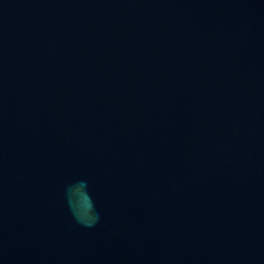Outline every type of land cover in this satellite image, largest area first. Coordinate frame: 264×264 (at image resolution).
I'll return each mask as SVG.
<instances>
[{"label": "water", "instance_id": "obj_1", "mask_svg": "<svg viewBox=\"0 0 264 264\" xmlns=\"http://www.w3.org/2000/svg\"><path fill=\"white\" fill-rule=\"evenodd\" d=\"M0 264H264V0H0Z\"/></svg>", "mask_w": 264, "mask_h": 264}]
</instances>
